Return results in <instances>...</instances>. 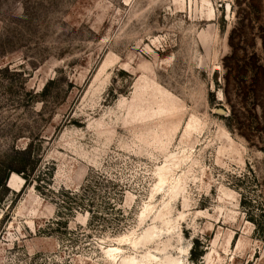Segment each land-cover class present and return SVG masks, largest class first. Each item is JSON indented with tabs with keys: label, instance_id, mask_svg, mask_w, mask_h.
I'll return each mask as SVG.
<instances>
[{
	"label": "rangeland",
	"instance_id": "1",
	"mask_svg": "<svg viewBox=\"0 0 264 264\" xmlns=\"http://www.w3.org/2000/svg\"><path fill=\"white\" fill-rule=\"evenodd\" d=\"M262 30L264 0H0V264H264Z\"/></svg>",
	"mask_w": 264,
	"mask_h": 264
},
{
	"label": "trees",
	"instance_id": "2",
	"mask_svg": "<svg viewBox=\"0 0 264 264\" xmlns=\"http://www.w3.org/2000/svg\"><path fill=\"white\" fill-rule=\"evenodd\" d=\"M238 6H240L239 1H238ZM236 17H237L236 25L232 29L230 36H229L231 53L230 55L225 57L223 61V65L225 68V72L222 75L223 92L229 103L232 102L231 96L233 94V98L237 100V102L243 104L246 97L251 98L254 101L256 100V97L254 94L257 88L259 87V85L261 84V71H260L261 66H258L256 64L255 59L257 57L255 54L252 53L251 57L249 58L247 57L244 49L240 47V45L243 44L245 40V37L242 32V29L244 27V19H245V16L243 15V9H240V8L237 9ZM262 32L263 33L262 34L259 33L258 36L262 39V41H264V30H262ZM234 40H238L239 44L234 43ZM237 46L239 47V49L243 50V54L241 56L238 55ZM230 62H233V63L236 62L238 63V65L236 67H230L228 65ZM234 70L237 71L238 75L237 74L234 75V73H232V71ZM249 76H251V82L254 87L251 91V95L249 92L230 91L231 85L244 83L243 79ZM235 114L236 113L234 112V108H233L230 117L234 118L236 116ZM12 172H15L17 174H22V176H24V179H26L27 181L31 179V176L22 168L11 169V173ZM3 185H4L3 183H0V188H2Z\"/></svg>",
	"mask_w": 264,
	"mask_h": 264
},
{
	"label": "bare ground",
	"instance_id": "3",
	"mask_svg": "<svg viewBox=\"0 0 264 264\" xmlns=\"http://www.w3.org/2000/svg\"><path fill=\"white\" fill-rule=\"evenodd\" d=\"M179 158H175V156L173 154L169 155V157L167 158L165 164L162 165V167L160 168V172H159V185L156 187L157 189L159 188V186L164 183L166 180H170L174 177V173L172 171H170V167L172 165L175 164V161L178 160ZM167 172V173H165ZM180 180V178H178ZM178 180V181H179ZM176 181V180H175ZM24 183V179H22L18 174L16 173H12L11 177H10V187L13 190H19L20 187H22V184ZM147 211H144L142 213V217L144 218L146 215ZM141 218V217H140ZM129 235H125L122 236L121 239H128ZM133 245H136V242H134ZM106 253L108 254V256L113 257V258H117L118 254L121 252V249L119 247L116 246H110L108 247L106 250ZM154 259H156L153 256ZM125 261L128 264H144V263H139L138 261H136V259L131 258V257H127L125 258ZM146 264H156L153 260H149L148 263Z\"/></svg>",
	"mask_w": 264,
	"mask_h": 264
},
{
	"label": "water",
	"instance_id": "4",
	"mask_svg": "<svg viewBox=\"0 0 264 264\" xmlns=\"http://www.w3.org/2000/svg\"><path fill=\"white\" fill-rule=\"evenodd\" d=\"M218 112L225 114V111L224 110H218Z\"/></svg>",
	"mask_w": 264,
	"mask_h": 264
}]
</instances>
